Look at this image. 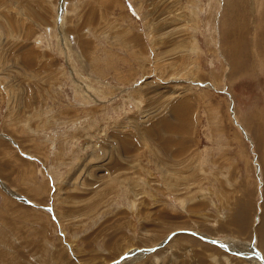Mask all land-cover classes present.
Here are the masks:
<instances>
[{"label":"rangeland","instance_id":"1","mask_svg":"<svg viewBox=\"0 0 264 264\" xmlns=\"http://www.w3.org/2000/svg\"><path fill=\"white\" fill-rule=\"evenodd\" d=\"M262 233L264 0H0V264H264Z\"/></svg>","mask_w":264,"mask_h":264},{"label":"bare ground","instance_id":"2","mask_svg":"<svg viewBox=\"0 0 264 264\" xmlns=\"http://www.w3.org/2000/svg\"><path fill=\"white\" fill-rule=\"evenodd\" d=\"M182 101H183V100H182ZM262 234H263V235L261 236V239H260V240H261V243H262L263 246H264V233H262ZM260 247H261V246H260ZM147 250H148V249H147ZM147 250H146V251H147Z\"/></svg>","mask_w":264,"mask_h":264}]
</instances>
